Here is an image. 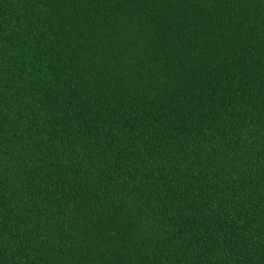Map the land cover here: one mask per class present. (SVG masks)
<instances>
[{
    "label": "trees",
    "instance_id": "1",
    "mask_svg": "<svg viewBox=\"0 0 264 264\" xmlns=\"http://www.w3.org/2000/svg\"><path fill=\"white\" fill-rule=\"evenodd\" d=\"M0 264H264V0H0Z\"/></svg>",
    "mask_w": 264,
    "mask_h": 264
}]
</instances>
